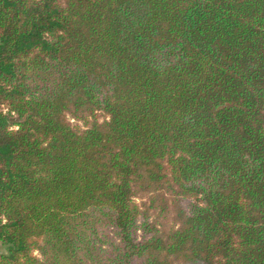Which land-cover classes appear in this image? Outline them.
Segmentation results:
<instances>
[{
  "label": "trees",
  "instance_id": "trees-1",
  "mask_svg": "<svg viewBox=\"0 0 264 264\" xmlns=\"http://www.w3.org/2000/svg\"><path fill=\"white\" fill-rule=\"evenodd\" d=\"M0 244L264 264V0H0Z\"/></svg>",
  "mask_w": 264,
  "mask_h": 264
},
{
  "label": "rangeland",
  "instance_id": "rangeland-1",
  "mask_svg": "<svg viewBox=\"0 0 264 264\" xmlns=\"http://www.w3.org/2000/svg\"><path fill=\"white\" fill-rule=\"evenodd\" d=\"M160 221H163L164 223H166L167 219L160 217ZM5 251H6V247L0 244V252H5Z\"/></svg>",
  "mask_w": 264,
  "mask_h": 264
}]
</instances>
